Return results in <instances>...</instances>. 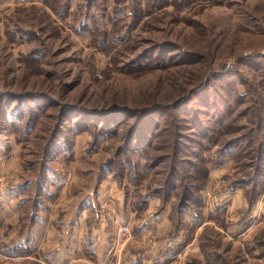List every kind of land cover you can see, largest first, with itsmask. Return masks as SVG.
<instances>
[{
	"label": "rangeland",
	"instance_id": "obj_1",
	"mask_svg": "<svg viewBox=\"0 0 264 264\" xmlns=\"http://www.w3.org/2000/svg\"><path fill=\"white\" fill-rule=\"evenodd\" d=\"M209 95L233 105L220 139L254 130L253 144L224 155L200 147L193 120L175 107ZM258 117L264 120V0H0V191L8 195L0 264L79 257L77 239L63 245L72 233L66 226L80 222L84 206L98 220L92 191L101 177L113 178L138 213L145 200L156 203L144 220L167 213L170 234L179 224L173 245L151 264H264ZM149 134L158 138L153 150L125 155L136 148L130 139L146 142ZM73 173L65 195L66 184L51 185ZM190 174L195 210L173 208L183 198L180 180L171 196L157 195L173 176ZM52 227L64 238L57 250ZM130 231L119 255L117 244L111 249L113 264L141 263L124 259ZM86 248L75 264H91Z\"/></svg>",
	"mask_w": 264,
	"mask_h": 264
},
{
	"label": "crops",
	"instance_id": "obj_2",
	"mask_svg": "<svg viewBox=\"0 0 264 264\" xmlns=\"http://www.w3.org/2000/svg\"><path fill=\"white\" fill-rule=\"evenodd\" d=\"M53 170H51L52 172ZM50 172V173H51ZM77 176L69 175L66 181L54 182L51 185H63L62 194L65 195V192L70 190V188L74 185V181ZM111 177H101L93 188L92 193H97V200L95 202L97 212L99 213L98 220L90 218V214L88 215L89 209L87 206L83 207L82 217L79 216L80 222L71 225L67 223L66 227L71 228V232L66 234L68 241L64 244V238L62 240L56 239V229L52 227L50 230V245L52 248L57 250L60 249V245L69 244V242L74 238L78 240V248L77 251L79 253V257L76 259L70 260L67 264H75L74 260H81L83 252L88 251L86 248L87 245L90 246V257L92 260H89L91 264H113V257L111 255V249L115 244H117V234L120 226H127L134 232V239L129 246H127L124 259H132L133 261H139L140 264H151L157 252L162 254L164 250L173 245L176 238L179 236V232L181 228L176 225L174 226V233L170 234L169 228V220L167 213L161 214L159 216L162 217V220L156 221H147L144 220L148 218V214L152 212V200H148L147 205L144 207L145 211H141L142 213H138L139 209L136 208L132 203V200L128 195L124 192V189L117 187L116 181ZM70 182V183H69ZM62 183V184H61ZM110 184V185H109ZM54 197L55 194L50 191V195ZM6 196V192L3 190L0 191V209L2 205L6 206L5 200L8 199ZM142 220H141V218ZM134 223H137V226H133ZM157 226V227H155ZM157 232V235H156ZM67 233V232H66ZM170 234V235H169ZM65 236V234H63ZM158 238V239H157ZM140 241L142 243V247L139 249H133L132 246L134 242ZM164 254V253H163ZM166 255V254H164ZM159 259H162L161 256ZM123 261V257H122ZM78 262V261H77Z\"/></svg>",
	"mask_w": 264,
	"mask_h": 264
},
{
	"label": "trees",
	"instance_id": "obj_3",
	"mask_svg": "<svg viewBox=\"0 0 264 264\" xmlns=\"http://www.w3.org/2000/svg\"><path fill=\"white\" fill-rule=\"evenodd\" d=\"M211 99H212V95H209L208 97L206 96L205 98L204 97L196 98V99L192 98V99H189L181 103L179 106L175 107V109L184 107L181 112L182 114H185V116L182 117L185 122H188L187 120H193V131L195 132L193 133V135L199 137V139L201 140L200 141L201 143L199 144L200 147L208 146L210 150L214 149L215 147H218L220 150V154L224 155L225 153L231 152L234 148H238L246 141L250 144H253L254 140L252 139V136H253L254 130H251L250 132L243 134V136L236 138L229 142H226L223 139H220V136L225 135L224 134V131L226 128L225 123L228 120H230V117L233 114V105L229 102L231 100L227 101L228 99L227 97H224L222 99L221 95L219 96L217 95V97H213V101ZM217 100H218V103L216 102ZM196 105H199V106L201 105L202 107L200 106L196 108ZM201 108L206 109L207 112H202L200 110ZM179 110L181 109H178V111ZM152 120L154 119L152 118ZM258 122L262 126V123L264 122L263 117H260V118L258 117ZM113 124H115V122ZM152 125H155V124L152 123ZM149 135L151 137L148 136V138H151V139L146 142H143L145 138H138L135 136L134 138L130 139L131 141L129 140L127 145H130L132 143V145H136V148H134V146H132L131 148H128L127 150H125L126 152L125 155L129 154L134 149L136 150V153H139L144 150L148 151L149 148L153 150L154 145L157 142L156 140L158 138H155V135L153 134H149ZM260 152H261V156L258 157L257 159L264 158L263 151L261 150ZM179 153L181 152L179 151ZM123 155H124V152H121L119 156L121 157ZM114 160L110 161V164L114 166L116 165L115 166L117 170L116 176L118 177L120 175L119 164H118L119 159H114ZM124 160L130 161L131 159H124ZM131 162H132V166H134L133 159L131 160ZM50 172H51V169H50ZM189 177L190 178H183V179L179 178L178 179L177 177L173 176L171 180L169 179L168 182L166 181L164 187H161V189H158L155 191L156 193H158L157 195L164 194L165 197H169L172 195V193L179 190V187L176 186L175 183L178 180H180L181 186L183 189V193H182L183 196L182 195L181 196L183 198H180L179 203L173 202V208L175 210L181 209L179 211L195 210L193 204H191V197H192L191 190L192 188L195 187V185L192 184V182H190L191 181L190 179H192V181H194V179L191 176V174L189 175ZM121 180L122 179L119 176V181ZM199 190H201V188ZM145 201L148 202V200H145ZM177 226H179V224H177ZM4 252L8 254L7 253L8 250ZM27 255L28 254H19V256H22V257H26Z\"/></svg>",
	"mask_w": 264,
	"mask_h": 264
},
{
	"label": "built area",
	"instance_id": "obj_4",
	"mask_svg": "<svg viewBox=\"0 0 264 264\" xmlns=\"http://www.w3.org/2000/svg\"><path fill=\"white\" fill-rule=\"evenodd\" d=\"M131 231L130 229H128L127 226L121 227L118 230V234H117V252L118 255L119 253H121V251L123 250L126 241L129 239V237H131ZM119 260H120V256H119Z\"/></svg>",
	"mask_w": 264,
	"mask_h": 264
}]
</instances>
